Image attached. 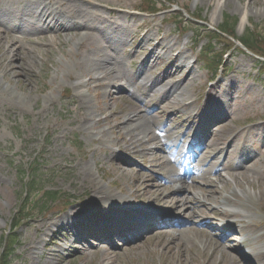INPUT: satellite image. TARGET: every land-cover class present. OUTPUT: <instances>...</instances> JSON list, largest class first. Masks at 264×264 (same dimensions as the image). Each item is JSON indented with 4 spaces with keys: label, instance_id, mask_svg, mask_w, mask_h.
I'll list each match as a JSON object with an SVG mask.
<instances>
[{
    "label": "rangeland",
    "instance_id": "1",
    "mask_svg": "<svg viewBox=\"0 0 264 264\" xmlns=\"http://www.w3.org/2000/svg\"><path fill=\"white\" fill-rule=\"evenodd\" d=\"M60 1L0 0V10L3 12L0 18L9 28L29 25L25 20L18 22L19 11L40 14L45 10L56 19V25L45 27L42 33L27 31L24 39H20L21 44L11 50L7 59L10 62L5 65L15 62L19 72L4 79L0 70V241L12 225L13 216L19 210L21 197L25 194V184L37 164L42 165L39 173L43 175V189L62 192L63 202L58 208L64 210L67 203L71 204L66 211L58 212L56 207L48 213L36 215L25 227L19 228L17 233L21 244L11 263L236 264L234 255L239 260H246L240 256V252L247 253L246 261L252 255L263 254L264 238L258 241L256 236L239 233L236 228L257 224L264 229V200L255 198L253 204L244 207L246 210L236 208V218H221L211 213L215 208L222 212L233 211L220 207L227 195L239 191L229 170L222 171L221 182L215 171L206 173L200 171V167L199 171L193 170L191 173L188 163H185L179 169L190 180L186 194L188 203L184 210L177 206L184 193L180 196L169 191L163 195L148 193L147 201L139 202V190H149L154 174L163 176L166 169L154 172L150 168L151 156L143 158L147 153L144 150L154 148L155 144L147 145L144 140L142 148L136 147L139 154L135 155L131 146L133 142L126 135L127 130L117 131L115 128L125 122L127 113L133 112L134 99H137L143 106L141 114L151 115L160 128L165 127L162 140L166 144L174 146L180 138L183 140L181 155L191 149L198 153L212 134L215 135L211 143L217 145L216 142L221 140L219 132L223 130H217L218 121L207 122L205 117L220 113L218 119L221 121L222 118L224 122V113L227 112L230 122L224 129L240 132L246 127L253 142L246 145L249 155L257 156L259 166L263 165L264 76L259 73L257 58L238 48L232 49L225 56L228 63L225 76L222 78L220 74L215 80L214 75L197 60L200 48L206 41L197 46L196 34L201 26L216 29L226 15L239 18L238 36L241 37L252 25L263 34L264 0H173L178 5L176 11L185 8L191 16L200 14L204 21L188 25L192 30L181 37L178 35L181 30L175 22L170 21L169 15H133L141 0H65L72 3L69 9L55 5ZM75 2L86 3L78 22L95 29L86 37L85 31H74L71 26L75 21L72 13ZM172 12L173 15L179 13ZM142 23H149V26L138 31ZM146 30L147 35L153 34L154 46L160 38L165 39L158 54L160 59L153 57L151 65L144 63V57L150 54L153 43L142 46L140 42L141 33ZM4 34L8 35V31L0 29V38ZM27 40H32L35 45ZM175 43H178L173 47L176 50L168 56L167 51ZM215 43L219 45L217 50L224 46L219 41ZM11 45L12 42L7 40L3 47L7 49ZM179 52L177 67L184 70L168 78L173 75L172 72L176 73L175 69L162 79L171 67L173 54ZM184 53L186 60L181 58ZM195 60L194 80L181 82ZM101 67L108 71L105 76ZM88 72L92 75L88 76ZM91 77H105L103 83L123 79L128 89L113 84L104 88L99 83L91 82ZM156 77L161 80L155 81ZM83 83L89 86L82 87ZM68 90L71 98L65 97ZM83 97L87 100L82 101ZM221 100H224V104L216 106ZM114 113H118L119 118L112 122L114 129L110 131L104 121ZM168 136L172 139L168 140ZM246 159L244 157L242 161ZM86 172L92 176H87ZM247 180L253 183V187H243L251 189L253 195L258 193L262 178L250 176ZM181 185L178 181L174 187L180 188ZM208 188H215L219 192L218 204L206 200L204 191ZM95 190L103 196L115 195L129 201L131 206L127 207L143 212L152 208V204L160 205L159 209H163L169 217L157 224L152 233L167 231L163 237L164 245L156 251L147 248L140 255L129 252L127 244L131 243L132 236L128 233V227L131 221L126 220V223L117 219L113 222L122 226L126 223L125 230L112 234L104 247L99 248L101 241L83 233L94 225L96 218L99 222L103 219H98L96 215L88 216L80 204L91 198ZM204 201L211 205L209 210L191 224L195 228L192 233L181 234L180 230L183 229L177 224L186 222L190 208L198 211ZM143 214L146 216V213ZM180 234L181 242L187 243V263L180 260L178 254H168L172 238ZM145 238L144 233L139 242L145 241ZM226 239L229 242L223 245V249L215 251V247L221 246Z\"/></svg>",
    "mask_w": 264,
    "mask_h": 264
},
{
    "label": "bare ground",
    "instance_id": "2",
    "mask_svg": "<svg viewBox=\"0 0 264 264\" xmlns=\"http://www.w3.org/2000/svg\"><path fill=\"white\" fill-rule=\"evenodd\" d=\"M55 5H58L62 8L69 9V7L72 5V3H67L65 0H61L59 3H55ZM83 6H86V3L84 2H75L73 3V19L75 21L71 23V26L73 27L74 31H85V37L88 36L92 31L95 29L92 26H88V24H81L78 22V18L83 13ZM59 7V8H60ZM70 13V12H69ZM3 15V12L0 10V16ZM18 22L21 23L23 20L28 22V26H23L22 28L16 25L15 27L9 28L5 21L0 18V29H4L8 31V35L4 34V37L0 38V70H2V78L8 79V77L14 73L19 72V69L16 68L15 62H12L10 64L5 65L7 61L11 50L16 47V45H20V39H24V35L27 31L34 32V33H42L45 29V27H52L56 25V19L53 17L52 14L48 13L47 11L43 10L39 14L37 12L36 14H26L23 11H19L17 14ZM245 18V17H244ZM149 26V23H142L137 28L138 31L141 29H145ZM65 31V30H64ZM149 34V33H148ZM9 40L12 42V45L8 47L7 49H4V43ZM155 41V38L153 37V34L147 35V32L142 35L141 43L142 46H146L148 44H151ZM158 41V38H157ZM27 42L31 45H35V42L32 40H27ZM165 39L160 38L159 42L154 46L150 52V54L146 57H144V63L146 62L148 65H151L153 57H156L158 60L160 59L158 54L161 52V48H163ZM178 43H175L172 47L169 48L167 51L168 56H170L176 49L173 47L177 46ZM20 50V48H18ZM36 50V48H35ZM138 53V52H137ZM181 52L177 54H173L172 56V63L169 71L166 73L162 79H164L166 76L171 75V71H175L176 73L172 72L173 75L169 76L168 78L174 77L177 73L182 72L184 68L177 67V63L180 59ZM182 59H187L185 53L183 54ZM172 69V70H171ZM100 70L102 71V74L105 76L106 73H108L107 69L104 67H101ZM92 74L88 72V76H91ZM103 79V80H102ZM90 78L91 82L99 83L101 87H108L109 85L120 87L121 89H128V85L126 82L123 81V79H117V81L111 80L107 83H103V81L106 79L104 78ZM161 79L155 78V81H159ZM194 80V74H193V67L190 68L189 72L182 78L181 82H192ZM88 87V84L83 83L82 87ZM81 87V86H80ZM127 87V88H126ZM222 89V86L220 87ZM108 93V92H107ZM0 94H2V90H0ZM83 100H87V98L83 97ZM224 100H221L218 105L216 106H222ZM4 103V101H1ZM134 110L133 112H129L126 114L125 122H122L121 124H118L119 127L115 128V130H127L126 135L130 136V140L133 142L132 147L135 155H138L139 153L136 151V147L142 148V143L144 140H146V144H155L156 146L154 148H148L145 149L144 152H147L143 155V158L151 156V162H150V168L152 171H163L166 169V173H163V176L157 177L159 175L154 174L153 179H150L151 186L149 187V190H146L145 192H141L139 190V195L137 196V200H146L148 193L149 194H156V195H163L166 191H169L170 194L173 195H181V193H184L182 201L177 204V206H180L182 210H184L188 203V197L186 194L189 192V184L190 180H188V176H183L182 173L179 172V169L184 166L185 163H188L189 168L192 170H199V167H202L201 170H205L206 173H210L212 171H215L217 173V177L219 180L222 181L223 175L221 174V170H229L231 172V177L236 181L237 187L239 191L233 192L231 195H227L224 199V202L221 204L222 208H230L231 207H238L241 210H246L247 204H253V201L255 198H259L261 200H264V164L259 166L260 161L258 160L257 156L249 155V151L246 147L247 143L252 142L250 137L248 136L249 131L246 130V127H243L241 131L238 133L235 130H229L224 129L226 125H228V121L230 122L229 115H227V112L224 113V122L221 118V121H219L218 117L220 113L217 114H208L205 117V120L207 122H214L218 121V128L223 129L219 133L221 134V140L219 142H216L217 145H212L211 141L214 138L215 134H212L208 139L205 141L204 146L202 147L201 152H198V156H193V152H188L186 155H184L179 159L180 162L176 160V158L180 157L181 150H182V141L180 138L175 142V145L172 146L170 144H166L162 140V133H166L165 127L160 128V126L153 121L151 115L149 116H143L141 114L140 109L143 107L140 100L134 99ZM187 106V105H186ZM225 110V109H224ZM154 110L151 111V113ZM150 113V114H151ZM119 118L118 113H114L110 117L105 118V123L109 126V130L113 131V123L116 119ZM92 119V118H90ZM100 123V121H98ZM129 127V128H128ZM214 128V127H213ZM139 131L137 134L136 132ZM169 133V132H168ZM167 133V134H168ZM242 136L244 138H242ZM168 140L172 139L171 136L167 137ZM253 143V142H252ZM263 150V156H264V146L262 148ZM142 152V150H141ZM142 155V153H141ZM244 157H247L246 161H242ZM87 176H92L91 173H85ZM153 175V174H152ZM239 175L241 177H239ZM250 176L255 177H261L262 185H260L259 192L253 195L252 192H250L248 189H245L243 185H247L250 188L253 187V183L248 181L247 178ZM138 181L140 179L138 178ZM181 182L182 186L180 188H175L174 184L176 182ZM139 182V187H140ZM208 195V199L210 201H213L214 203H217V196H219V192L213 188V189H206L204 191ZM93 196L91 198L85 199L80 202L81 206H83V209H85V212L88 214V216H98V219H110L111 220H121L119 222H124L126 220H130L131 224L130 227H128V231L130 232V235H132L131 243L127 244V250L129 252L135 253V255H140L142 252H146L147 248L152 249L153 251H156L158 248H161L164 243V236L167 233L165 230H157L152 233L154 229H156V221L153 224L150 221H146L143 217V212L141 209H133L131 206V203L129 201H126L124 199H119L115 195L111 196H103L98 191H94ZM245 200V201H244ZM147 201V200H146ZM117 203L123 204L122 206L117 205ZM205 204V205H204ZM200 205V209L198 211H195L192 207L190 208L189 218L185 221L179 222L177 224V227L182 228L181 234H188L192 233L195 228L191 226V224L194 223V220L197 217H201L202 214L208 209L207 208V202ZM126 206V207H125ZM124 207V208H122ZM152 213V211H150ZM212 214L216 216H220L221 218L224 217H233L236 218L238 216V212L232 211L229 213L227 212H220L218 209H214ZM76 214V213H75ZM74 214V215H75ZM112 214V215H111ZM243 217L249 218L246 214L240 213ZM111 215V216H110ZM162 219V218H160ZM94 221V220H92ZM95 221H98L97 218ZM109 222V221H108ZM94 223V222H93ZM127 223V221H126ZM124 223V224H126ZM122 226L121 230H116V225L114 222L103 224L102 229L104 230L103 236L99 237L98 240L101 241L99 248H103L106 242L110 240V237L112 233L114 235L117 234V232H120L122 230H125V226ZM261 225L257 224H250L245 225V227L236 228L239 233H248L250 235L256 236V239L261 241L264 238V229L260 227ZM112 227L114 228L112 230ZM149 231V232H148ZM142 232V234H140ZM148 232V233H147ZM145 233L146 238L145 241L139 242L142 235ZM99 231L96 230H90L86 236L90 237H98ZM175 235L174 238H172L171 243L168 248V254L173 255V253L178 254L180 260L182 259L183 262L187 263L188 255L186 254V245L187 243H182V235ZM140 235V236H139ZM104 242V243H103ZM189 242H191L189 240ZM229 242L228 239L223 241L221 243V246L217 245L215 247V251L223 249V245L225 243ZM182 243V244H181ZM146 248V249H145ZM227 248V247H226ZM83 250V249H82ZM110 258V255L107 256V259ZM234 262L236 264H264V253L258 254V255H252L248 261H242L238 259L237 255L233 256ZM247 260V257H246Z\"/></svg>",
    "mask_w": 264,
    "mask_h": 264
},
{
    "label": "trees",
    "instance_id": "3",
    "mask_svg": "<svg viewBox=\"0 0 264 264\" xmlns=\"http://www.w3.org/2000/svg\"><path fill=\"white\" fill-rule=\"evenodd\" d=\"M143 3H144L142 6V8H144L143 11H150L152 13H156L160 11L159 10L160 8L158 7L159 3H157L156 0H143ZM177 17L179 19L178 26H180L183 29L185 27L183 17L181 14L180 16ZM196 19L199 21L200 17L197 16ZM237 25H238V19L236 17L227 16L225 19V23L220 27L221 28L220 31L229 36L237 37L236 36ZM213 36L221 37L217 33H215V35ZM240 40L242 44L248 48V50H250L253 54H255V56L264 58V34L255 33L249 30L247 33H245V35L242 38H240ZM213 50L214 49L211 46L209 48L204 49L203 57L205 62H209L208 57L211 54V52H213ZM221 56H222L221 54L218 56V61H220ZM260 70L264 74V61L260 62ZM38 186H39V182L37 181V179H34L31 185L30 193H28L26 198L22 201L17 216L13 220L14 227L12 230V234L3 237V239L0 242V247H4L3 253L0 254V264H11L12 262V257L15 254L17 245L20 243L19 235L16 233L15 230L21 227L24 222L31 220L33 214L36 213L39 209L44 211L46 208H49L50 205L55 204L58 200L59 193L50 192V191L45 192L42 197L37 199Z\"/></svg>",
    "mask_w": 264,
    "mask_h": 264
}]
</instances>
